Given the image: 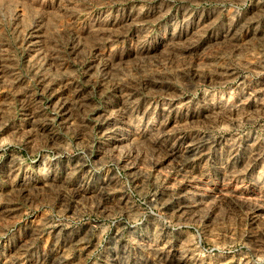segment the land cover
Segmentation results:
<instances>
[{
    "label": "rangeland",
    "instance_id": "obj_1",
    "mask_svg": "<svg viewBox=\"0 0 264 264\" xmlns=\"http://www.w3.org/2000/svg\"><path fill=\"white\" fill-rule=\"evenodd\" d=\"M262 231L264 0H0V264H264Z\"/></svg>",
    "mask_w": 264,
    "mask_h": 264
},
{
    "label": "bare ground",
    "instance_id": "obj_2",
    "mask_svg": "<svg viewBox=\"0 0 264 264\" xmlns=\"http://www.w3.org/2000/svg\"><path fill=\"white\" fill-rule=\"evenodd\" d=\"M192 147V146H191ZM197 150H199V149H197ZM196 151V150H195ZM196 154V153H195ZM247 168V167H246ZM251 168V167H250ZM249 169V168H248ZM253 170V169H252ZM248 172V171H247ZM244 173V172H243ZM160 190V189H159ZM223 195H224V193H223ZM228 195V194H227ZM226 198H227V196H226ZM222 199V198H221ZM224 200V199H223ZM201 203V202H200ZM193 205V204H192ZM191 205V206H192ZM199 205H201V204H199ZM187 206V205H186ZM190 206V205H189ZM180 208V207H179ZM177 209V208H176ZM215 209V208H214ZM178 211H180L179 209H178ZM184 211H186V210H184ZM178 214V213H177ZM209 216V215H208ZM160 230H161V228H160ZM263 232V231H262ZM264 233V232H263ZM262 233V234H263ZM162 235V234H161ZM164 245V244H163ZM259 245V244H258ZM261 245V244H260ZM165 247V246H164ZM125 249H127L126 247H125ZM124 249V250H125ZM129 249V248H128ZM165 249V248H164ZM162 251V250H161ZM127 252V251H126ZM183 257V256H182ZM263 257V256H262ZM181 258V257H180ZM186 258V257H185ZM183 260V259H182ZM139 263V262H138ZM141 263V262H140ZM128 264V263H127ZM136 264V263H135Z\"/></svg>",
    "mask_w": 264,
    "mask_h": 264
}]
</instances>
